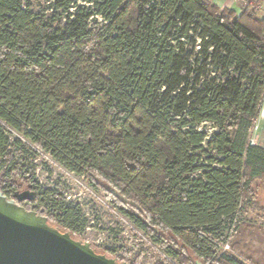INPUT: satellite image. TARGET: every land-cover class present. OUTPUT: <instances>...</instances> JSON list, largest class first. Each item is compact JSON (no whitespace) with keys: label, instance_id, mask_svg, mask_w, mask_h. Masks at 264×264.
<instances>
[{"label":"trees","instance_id":"1","mask_svg":"<svg viewBox=\"0 0 264 264\" xmlns=\"http://www.w3.org/2000/svg\"><path fill=\"white\" fill-rule=\"evenodd\" d=\"M260 3L0 0V191L80 239V207L37 180L44 152L174 262L258 264L224 246L264 213Z\"/></svg>","mask_w":264,"mask_h":264},{"label":"rangeland","instance_id":"2","mask_svg":"<svg viewBox=\"0 0 264 264\" xmlns=\"http://www.w3.org/2000/svg\"><path fill=\"white\" fill-rule=\"evenodd\" d=\"M256 136L254 143L264 147V131ZM35 163L37 180L42 186L57 188L71 205L80 207L86 223L81 239L119 258L129 252L132 263L141 255L142 264H178L108 203L102 193L96 192L86 177L71 172L44 152H36ZM259 203L264 207V190L259 191ZM242 223L245 226L233 236L229 249L224 250L232 251L234 241L239 240L249 246L255 262L264 264V213L247 211Z\"/></svg>","mask_w":264,"mask_h":264},{"label":"water","instance_id":"3","mask_svg":"<svg viewBox=\"0 0 264 264\" xmlns=\"http://www.w3.org/2000/svg\"><path fill=\"white\" fill-rule=\"evenodd\" d=\"M33 199L30 191L18 192L14 199L0 191V264H128L19 204Z\"/></svg>","mask_w":264,"mask_h":264},{"label":"crops","instance_id":"4","mask_svg":"<svg viewBox=\"0 0 264 264\" xmlns=\"http://www.w3.org/2000/svg\"><path fill=\"white\" fill-rule=\"evenodd\" d=\"M214 4H216L221 9H230L238 14H241L244 10V4L242 2H237L234 0H211ZM253 3L258 2L259 0H251ZM258 9V16L260 18H264V0H261Z\"/></svg>","mask_w":264,"mask_h":264},{"label":"built area","instance_id":"5","mask_svg":"<svg viewBox=\"0 0 264 264\" xmlns=\"http://www.w3.org/2000/svg\"><path fill=\"white\" fill-rule=\"evenodd\" d=\"M234 1H237V2H242L244 5H249V4H252L253 2L251 0H234ZM261 131H264V102H263V105H262V108H261V111H260V114L258 116V119H257V122H256V125H255V129H254V132H253V136L251 138V142L253 144L254 143V136L257 137L256 135L258 133H260ZM256 145V144H255ZM234 231H232L231 235H233ZM229 243L228 242L225 246H224V249H229Z\"/></svg>","mask_w":264,"mask_h":264},{"label":"flooded vegetation","instance_id":"6","mask_svg":"<svg viewBox=\"0 0 264 264\" xmlns=\"http://www.w3.org/2000/svg\"><path fill=\"white\" fill-rule=\"evenodd\" d=\"M21 203H23V202H21ZM21 205V204H20ZM24 206H26V205H24Z\"/></svg>","mask_w":264,"mask_h":264}]
</instances>
